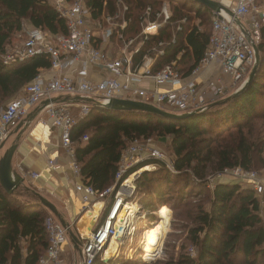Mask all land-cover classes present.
Listing matches in <instances>:
<instances>
[{"label": "trees", "instance_id": "trees-1", "mask_svg": "<svg viewBox=\"0 0 264 264\" xmlns=\"http://www.w3.org/2000/svg\"><path fill=\"white\" fill-rule=\"evenodd\" d=\"M85 2L95 17L103 12L113 14L119 7L118 0ZM123 2L135 32L140 31L148 7L157 11L164 3L169 4L171 21L152 44L170 41L176 34L177 42L167 47L162 64L176 61L178 69L188 76L208 47L214 11L193 0ZM184 18L187 23L177 31V23ZM25 24L53 34L68 33L67 20L50 0H0V108L52 67L47 55L11 63L3 59L14 38L23 34ZM259 51L261 62L254 81L228 102L219 100L186 119L94 104L90 114L79 119L72 130L83 180L99 192L116 185L123 151L132 142L170 139L174 170L152 158L138 163L123 178L145 165L163 170L142 173L135 180L138 194L133 200L153 216L159 213L158 207L168 205L178 217L189 221L187 239L196 248V255L183 254L166 264H264V192L257 194L252 188L225 181L213 188L207 183L209 175L224 174L227 169L264 167V28ZM84 136L89 139L84 140ZM21 188L9 194L1 186L0 264H38L49 244L45 220L53 213L41 204L37 189L30 192ZM93 264L136 263L126 258L105 261L98 257Z\"/></svg>", "mask_w": 264, "mask_h": 264}, {"label": "built area", "instance_id": "built-area-1", "mask_svg": "<svg viewBox=\"0 0 264 264\" xmlns=\"http://www.w3.org/2000/svg\"><path fill=\"white\" fill-rule=\"evenodd\" d=\"M217 1L233 15L225 10L214 12L208 47L188 76L178 69L176 61L162 64L167 47L177 42L176 34L170 41L160 40L152 44L171 21L168 3L157 11L148 7L143 13L140 31L135 32L130 28L132 19L127 16L128 7L123 0H118V11L113 14L103 12L100 17L94 16L85 0H50L67 20L68 33L53 34L25 24L23 34L26 40L22 47L3 55L9 63L47 55L52 61V76L45 77L41 73L0 111V148L25 117L49 100L42 111L49 115L52 125L61 130L59 145L68 155L71 173L78 180L76 189L83 194V210L87 213L94 210L97 203L109 200L103 222L95 225L89 235L79 231L80 240L83 239L82 264H93L98 257L104 259L105 246L119 234L116 227L119 218L116 216L127 202L122 188L128 186L132 176L136 180L142 169L123 178L131 170L129 159L139 154L141 146L135 140L123 151L116 185L99 192L83 180L82 166L72 139L74 126L79 119L90 114L94 104L106 105L114 99L142 101L168 112L186 113L206 111L211 104L242 88L250 69L256 64V47L262 41L264 0ZM187 21L184 18L178 22L177 31H181ZM92 67L104 70L109 76L94 79ZM213 67L216 68L214 76L205 80ZM144 81H152L155 88H142L140 84ZM74 109L78 116L74 115ZM88 139L84 136V140ZM147 145L146 151L152 156L164 159L159 150L149 143ZM139 160L136 162L144 161L142 155ZM50 166L57 168L52 160ZM242 175V181L257 194L263 193L264 187L255 172ZM32 176L38 179L40 174L33 173ZM45 227L49 244L38 264H66L64 245L70 240L71 225L64 226L52 214L46 218Z\"/></svg>", "mask_w": 264, "mask_h": 264}, {"label": "rangeland", "instance_id": "rangeland-1", "mask_svg": "<svg viewBox=\"0 0 264 264\" xmlns=\"http://www.w3.org/2000/svg\"><path fill=\"white\" fill-rule=\"evenodd\" d=\"M25 40H26L25 34L16 36V38H14V41L11 44V46L8 47V51L11 52V51L16 50L18 48H21ZM253 67L250 69L248 77L246 78V80H248L249 75H250ZM14 98H12L10 101H12ZM9 102H7L4 106H2L0 108V111L5 109V107L7 106V104ZM172 113L183 114V112H179V111L172 112ZM74 115L78 116L77 111L75 109H74ZM14 139H15V137L13 136L12 138L9 137L7 140H5L6 146L4 148H0L1 158L3 157L6 150L11 147V144L14 141ZM147 143L151 144L153 147H155L157 150H159L162 155H164V157H163L164 159H160V158H157V159L164 161L167 164V167L169 168V170H174L173 169V163L175 160V155L172 153V150L170 147V139H168V138H152V139H149L147 142H140L139 141V145L141 146V149L139 150V154L137 156L131 157L129 159L130 164H132L130 168L132 169V167H134L138 164L136 161L139 160V156H141V155H142L143 160L156 158V157L152 156V154L150 152L146 151L147 146H148ZM146 167H151V169L141 170V169H144ZM157 168L158 167H156L155 165H145V166H142L138 169L141 170V174L145 173V172H152L153 173V172H157V171H159V173H161L163 171V170H159V168L158 169ZM242 172L243 173L255 172L257 179L260 180V182L262 183V185L264 187V167L254 168L252 170H243V169L240 170L238 168L227 169L224 172V174H211V175H209L207 177V183L209 184L210 188H213L214 185L219 181H225V182H229V183H233V184H239L240 186H242V188L249 187L245 183V181H242L243 179H241V178H243ZM22 186H23V188H21L22 190H25V188H26L30 192H32L34 189H36V187L30 183L29 184L27 183L24 185L22 184ZM122 191H123V194L126 196L127 202L131 201L134 203H138V202L133 200V197L138 194L135 180L131 179V182H129L128 186L123 187ZM192 200H194L193 202L197 201V199H192ZM101 203H102V205H100L99 203L96 204V206L99 204L101 209H99L100 212L98 213V216L95 218L97 221L93 222L92 223L93 226L91 225V227H90L91 231L93 230V227L95 225L100 224V222L102 221V219L105 215L106 210L108 209L109 200H106V201L103 200V201H101ZM140 207H142V205H140ZM167 208L170 210L169 224L165 227V230L163 232L161 242L159 244L160 246H159L158 252H156V254L151 259H149V254H148L149 248L145 242V236H146L148 230L150 229V227L153 228L160 221V212L162 211L161 209H164V206L158 207L159 213L156 212V216H153V215L149 214L148 212H145L146 209L142 208L140 210V212L137 214V216H136L135 220L132 222V224L122 228V231H124L125 233L122 237L120 244L117 247V251H115L113 253V255L110 259L115 260L117 258H120V259L126 258L127 261H132L136 264H166V263L171 262V261H174V262L177 261L179 259V257L183 254H190L191 256H195L196 255V248L194 246H192L187 239V237H188L187 228H188V226H190L189 221L185 217H178L175 210L173 208H171L170 206L168 207V205H167ZM85 214H86V212L83 210L81 212V214H79V216H77L75 218V220H73V222H70V223L68 222L71 225V231L79 238V240H80L79 231L83 233V230L78 228L79 227L78 223L85 216ZM62 218L65 220L64 213L62 215ZM119 231H120V229H119ZM118 236H119V234L116 237H118ZM70 240H71V238H70ZM70 240L68 242H70ZM82 240H80L81 243L78 245L79 246L78 248L75 247L74 243H73L74 245L68 247V251L66 254V264H82L83 263V257H82V243L83 242H82ZM70 244H71V242H70ZM110 245L111 244H108L105 246V248L102 252V255L104 257H105L107 250L109 249ZM110 259H108V260H110ZM104 260L108 261L105 258H104ZM140 262H144V263H140Z\"/></svg>", "mask_w": 264, "mask_h": 264}, {"label": "crops", "instance_id": "crops-1", "mask_svg": "<svg viewBox=\"0 0 264 264\" xmlns=\"http://www.w3.org/2000/svg\"><path fill=\"white\" fill-rule=\"evenodd\" d=\"M211 70L210 74L208 73L209 75L206 74L205 80L214 76L216 68L213 67ZM42 74L45 77L52 76L50 69L43 71ZM91 76L98 80L102 77H108L109 74L104 70L92 67ZM140 85L148 90H153L156 86L152 81H144ZM164 87L166 86L161 88ZM22 122H24V127L20 137L15 132L16 129L8 135V138L15 137L11 146L14 143L18 144L13 159L14 171L24 178L23 185L30 183L35 186L40 196L54 203L61 215L64 213L67 223L73 222L83 211V194L76 189L78 180L71 173L70 159L65 150L59 145L61 130L55 128L49 115L44 111H40L39 108L25 117ZM51 160L55 162L57 168L50 166ZM33 173L40 174V177L34 179ZM99 209L101 208L99 207ZM80 222L78 228H80ZM70 242L64 245L65 254H67L68 247L74 245L71 240ZM115 251H117V248Z\"/></svg>", "mask_w": 264, "mask_h": 264}, {"label": "water", "instance_id": "water-1", "mask_svg": "<svg viewBox=\"0 0 264 264\" xmlns=\"http://www.w3.org/2000/svg\"><path fill=\"white\" fill-rule=\"evenodd\" d=\"M193 1L201 5L207 6L214 12L218 13L221 12V10H225L230 15H233V12L230 9L223 6L217 0H193ZM260 62H261V55H260L259 47H256V64L254 65L247 82L244 84L242 88H240L232 95L220 101L228 102L233 98H237L246 89V87L249 86L254 81V78L260 66ZM220 101H217L213 104L214 105L218 104L220 103ZM49 102H50L49 100L44 101L43 106L40 107L39 110L42 111L44 107L47 104H49ZM99 106L117 111H142L170 119H186L196 115L198 112H204V111H197V112H186L183 114H177L163 110L150 103L128 100V99H114L109 104L99 105ZM23 127H24V122H21L16 128L15 132L18 134V137L22 135ZM4 146H5V142L1 144V148H4ZM17 149H18V144L14 143L9 149L6 150L3 157L0 159V184L2 188L9 194H13L24 182V178L22 177V175L19 174L18 172H15L13 169V159L17 152ZM40 202L44 207L49 209L64 226L66 227L70 226V224L67 223L62 218V215L60 214L57 206L54 203H52L50 200L42 196H40ZM70 238L71 241L75 244V247L78 248L79 247L78 245L81 243V241L72 231H70Z\"/></svg>", "mask_w": 264, "mask_h": 264}, {"label": "bare ground", "instance_id": "bare-ground-1", "mask_svg": "<svg viewBox=\"0 0 264 264\" xmlns=\"http://www.w3.org/2000/svg\"><path fill=\"white\" fill-rule=\"evenodd\" d=\"M145 169L148 170L151 169V167H146ZM131 179H134V177L132 176L128 180L127 185L129 184V182H131ZM99 204L102 205V203L100 202ZM99 207H95L94 210L87 212L85 216L82 218L80 222V229L83 230L84 234L89 235L90 227L92 223L96 220L95 218L98 216ZM142 208L143 207H140L139 203H134L131 201L125 203L124 209L122 211H121L122 209L121 206L116 216V219L119 218L116 227H118L121 232L119 233L118 237L113 238L111 245L105 254L104 257L105 259H110L113 253L115 252L116 248L120 244L122 237L125 233L124 231H122V228L131 225ZM169 220H170V210L167 207H165L160 212V221L155 226L153 225L154 226V227L152 226L153 228H150L148 230L145 236V242L149 248L148 249L149 259H151L156 254V252H158L160 246L159 244L161 242L163 232L165 230V227L169 224Z\"/></svg>", "mask_w": 264, "mask_h": 264}]
</instances>
